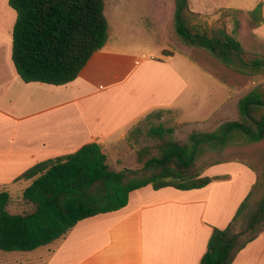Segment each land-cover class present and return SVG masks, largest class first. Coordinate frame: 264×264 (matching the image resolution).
<instances>
[{
    "label": "crops",
    "instance_id": "1",
    "mask_svg": "<svg viewBox=\"0 0 264 264\" xmlns=\"http://www.w3.org/2000/svg\"><path fill=\"white\" fill-rule=\"evenodd\" d=\"M173 16L174 5L172 25ZM156 18L160 23V13H156ZM15 20L8 0H0L3 189L16 184L15 179L34 164L71 154L87 143H97L107 162L109 153L119 158L129 130L154 111L172 112L177 125H195L212 118L228 120L225 116L229 111L227 105L234 103L233 87L203 68L205 76L218 86L213 91L217 100L205 115L185 117L184 108L196 110L192 98L196 93L188 80V74L193 75L191 69L182 74L172 62L178 53L165 55L161 49L152 55L135 50L130 42H112L110 28L104 48L91 56L73 82L63 86L23 83L11 60ZM253 34L264 39V25ZM189 52L186 59L200 67ZM120 162L123 164L117 159L116 165ZM119 169L116 171L123 167ZM204 176L227 180L212 181L202 189L190 191H154L150 186L133 191L126 207L79 222L34 261L199 264L213 228L224 229L228 225L255 182L254 172L241 163L209 167ZM232 264H264V232L240 251Z\"/></svg>",
    "mask_w": 264,
    "mask_h": 264
},
{
    "label": "trees",
    "instance_id": "2",
    "mask_svg": "<svg viewBox=\"0 0 264 264\" xmlns=\"http://www.w3.org/2000/svg\"><path fill=\"white\" fill-rule=\"evenodd\" d=\"M15 12L11 60L23 83L63 86L73 82L91 56L109 37L104 0H8ZM236 15L241 11H233ZM187 0H174L173 36L194 52H206L224 68L249 78L264 73V58L246 59L237 35L224 27L199 31ZM251 35L264 25L261 6L247 13ZM200 54V53H199ZM198 54V55H199ZM200 67L204 66L194 59ZM205 69V68H204ZM162 111L147 115L157 119ZM173 128L151 125L146 136L153 142L136 154L141 168L115 171L94 142L75 152L38 162L14 182H29L22 191L30 211L11 214V194L0 191V251L30 252L63 238L79 222L126 207L130 193L150 186L154 191L172 188L198 190L214 178L207 168L241 163L251 169L255 182L224 229L213 228L199 264H232L248 244L264 232V166L248 161L241 149L264 142V89L251 88L236 102V119L219 123L212 131H192L175 139ZM138 131L129 133L137 135ZM240 151L238 155L233 151ZM229 152H232L228 154Z\"/></svg>",
    "mask_w": 264,
    "mask_h": 264
},
{
    "label": "rangeland",
    "instance_id": "3",
    "mask_svg": "<svg viewBox=\"0 0 264 264\" xmlns=\"http://www.w3.org/2000/svg\"><path fill=\"white\" fill-rule=\"evenodd\" d=\"M174 0H104V13L108 21V28L112 31V42H125L134 44V49L148 54H157L161 49H164V54L178 53L172 61L176 68L182 74L191 71L188 74V80L191 82L193 92L196 93L192 98L196 110L192 107L183 109L185 117L203 116L214 104V80L207 78L203 73V68L195 64H191L185 57L189 55V50L176 42L173 36L172 12ZM188 9L196 14L190 18V23L197 27L199 31L210 30L211 28L224 27L228 33L233 30L234 19H239L242 29L237 35V40L240 42L246 59H255L257 57L264 58V39H257L251 35L247 20V13L261 6V16L264 19V0H187ZM241 11L242 14L236 15L233 11ZM156 13H160L159 18H156ZM156 18V19H155ZM158 20V21H157ZM196 55L192 52L191 56L199 60L204 66V70L212 73L216 78L222 79L229 86L233 87L232 94L234 103L228 104V115L225 116L228 120L236 119L237 98L248 92L251 88L261 86L264 89V73L256 77L249 78L236 74L211 58L206 52L199 51ZM163 54V55H164ZM183 54V55H179ZM197 76V78H196ZM215 85V86H214ZM220 96V95H219ZM218 98V96H216ZM226 106V107H227ZM225 121V120H223ZM218 119H209L208 121L195 125L174 124L172 112L166 111L161 114L159 119L143 117L130 130L138 131L137 135H131L126 138L122 144L121 154L119 158L115 153H109L108 164L112 169L136 170L141 168V164L136 162L137 152L144 147H152L153 142L146 136L147 130L151 125L159 123L166 127L173 128V137L178 140H184L192 131H212L219 123L223 122ZM241 152L250 157V164L257 165L261 170L264 166V142L257 145L246 146L241 149ZM232 152H229L230 154ZM236 155L240 151H233ZM117 159L123 161V165H116ZM206 172V170H205ZM204 172V173H205ZM213 181L227 180V177H213ZM230 178V177H228ZM29 182L21 181L8 186L11 194V203L8 211L11 214H23L30 211V206L26 205L22 200V191L29 186ZM244 200V199H243ZM242 200V201H243ZM55 243V242H54ZM53 243V244H54ZM47 246L41 247L30 252H3L0 251V264H38L34 261L35 258L45 251Z\"/></svg>",
    "mask_w": 264,
    "mask_h": 264
}]
</instances>
